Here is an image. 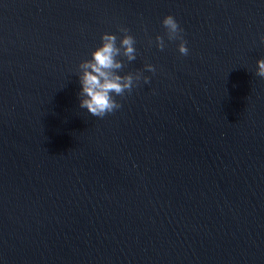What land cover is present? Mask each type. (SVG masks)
Wrapping results in <instances>:
<instances>
[{
  "label": "water",
  "instance_id": "obj_1",
  "mask_svg": "<svg viewBox=\"0 0 264 264\" xmlns=\"http://www.w3.org/2000/svg\"><path fill=\"white\" fill-rule=\"evenodd\" d=\"M119 27L149 82L93 117L78 65ZM261 36L264 0H0V264H264Z\"/></svg>",
  "mask_w": 264,
  "mask_h": 264
},
{
  "label": "clouds",
  "instance_id": "obj_2",
  "mask_svg": "<svg viewBox=\"0 0 264 264\" xmlns=\"http://www.w3.org/2000/svg\"><path fill=\"white\" fill-rule=\"evenodd\" d=\"M161 24L165 29L168 41L179 40L177 50L182 56L189 54L186 41L183 39V29L172 15L163 17ZM118 31L123 33L117 43V36L110 33L101 34V44L90 54V59L79 63V108L86 109L87 112L97 118H104L121 108V104L115 97L123 98L126 93L130 94L143 80L145 84L149 82V77L142 72H129L123 75L118 74L124 67L125 61L132 62L136 59V40L129 34V29L119 27ZM151 39L149 44H151ZM260 43L264 46V36H261ZM155 46L163 51L166 47L165 38L157 35ZM256 75L264 80V59L256 60ZM144 68L151 73H155L156 68L151 64H145Z\"/></svg>",
  "mask_w": 264,
  "mask_h": 264
}]
</instances>
